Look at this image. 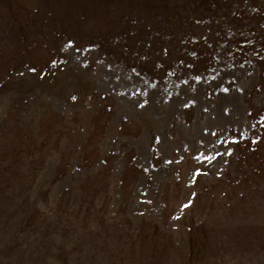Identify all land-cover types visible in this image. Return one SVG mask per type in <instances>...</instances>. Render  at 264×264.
Returning a JSON list of instances; mask_svg holds the SVG:
<instances>
[{"label": "rangeland", "instance_id": "rangeland-1", "mask_svg": "<svg viewBox=\"0 0 264 264\" xmlns=\"http://www.w3.org/2000/svg\"><path fill=\"white\" fill-rule=\"evenodd\" d=\"M152 4L0 0V262L264 264V165L239 160L230 133L249 131L251 112L264 125V56L249 70L209 61L208 84L233 86L206 95L188 64L171 70L229 29L262 46L251 10L264 0ZM59 21L83 40L125 25L135 42L104 55ZM136 50L172 76L149 83L131 68Z\"/></svg>", "mask_w": 264, "mask_h": 264}, {"label": "trees", "instance_id": "trees-1", "mask_svg": "<svg viewBox=\"0 0 264 264\" xmlns=\"http://www.w3.org/2000/svg\"><path fill=\"white\" fill-rule=\"evenodd\" d=\"M144 1V0H142ZM169 0H157L156 5H151L152 8L162 6L164 3H166ZM204 4H208L211 8H214V6H220L225 8L227 7L232 0H213L212 2H208V0H203ZM263 5V4H262ZM261 5V6H262ZM32 6V5H31ZM228 8V7H227ZM252 13L255 15V18L259 19V21L255 25H260L261 28H264V7L260 9H252ZM156 12V10H155ZM158 12L156 13V15ZM158 16V15H157ZM154 22L156 21V18H154ZM63 22L59 21V25H55L58 32L63 31L66 32L69 29L68 39L72 42V44H77V42L83 44V48L86 47H95L100 49V51L104 55H110L112 52V47L116 45H120L124 49H128L131 52L130 47L134 45L135 41H129V38L125 35V25H123V28L120 26L117 30L113 31L111 29H105L102 30L103 32H99L98 34L94 33L96 36H93L91 34L88 39L83 40V38H80L79 36H76L72 34L73 26L74 24H68L67 26L63 27ZM97 28L108 25L106 22L104 25L95 24ZM253 26H249L247 28H252ZM243 30V29H242ZM234 29H229V32L223 37L219 38L220 35L213 38L212 43L206 47L202 48L201 50H198L195 45H192L189 48L188 56L185 59L184 57L181 58L186 63H182L179 59L175 61V67L171 68V70H181L184 65L188 64L189 71L199 77L201 80V83L203 85L206 84L205 87V95L209 92L217 91L221 87H232V79L227 78L222 81H217L215 85H212L211 83L208 84L207 76H210V73H207L209 68L212 67V65H209V61L211 63L214 62V60H220L221 63H223L226 67H232L235 65H242L245 63L247 65L248 70L251 69L256 63L259 58H262L264 56V44L261 46L257 45V47L252 46L251 44H248L250 42H254L253 36L250 35H244V31L234 33ZM259 35H261V31H257ZM66 34H63V36ZM257 38V37H256ZM68 40V41H69ZM74 40H77L75 42ZM112 41V42H111ZM127 42L129 43L128 45ZM194 43V42H193ZM82 49V48H78ZM251 50H255L252 54ZM136 57L132 58V61L135 62V65L133 67L131 66L132 70H135L138 72L142 77H144L149 83L156 84L159 82H163L166 79H169V76H172L173 72L170 70H167L163 73H151L149 70V64L153 63V68H156L157 62L152 59V56H149L145 52H140L136 50ZM126 63V62H125ZM207 63V65H206ZM127 64V63H126ZM129 66V65H128ZM166 70V69H164ZM190 72V73H191ZM191 73V74H192ZM251 113H249V117L251 119V128L249 131H243V130H234L232 129L230 133H232V136L236 139L237 144V157L239 160H255L257 163L256 165H264V125L262 127H256L257 123L253 118L251 117ZM263 132V133H261ZM153 140L150 142V149L152 156H157V137L155 135L152 136ZM153 142V144H152ZM156 150V151H155ZM250 165H253L251 162L248 163ZM128 170V169H127ZM123 178L122 182L126 184L127 174H122ZM125 180V181H124ZM190 228V227H189ZM196 235L193 234V232H188L187 234V242L189 248L192 250V256L194 258H198V253L201 252V248L204 245L205 236H206V230L205 227L202 225H196L195 228ZM201 246V247H200ZM195 254V255H194ZM0 264H9V262L2 261Z\"/></svg>", "mask_w": 264, "mask_h": 264}, {"label": "snow or ice", "instance_id": "snow-or-ice-1", "mask_svg": "<svg viewBox=\"0 0 264 264\" xmlns=\"http://www.w3.org/2000/svg\"><path fill=\"white\" fill-rule=\"evenodd\" d=\"M71 43V42H70ZM197 79H199V77H197ZM232 139H235V137H232ZM197 171H199V169H197Z\"/></svg>", "mask_w": 264, "mask_h": 264}]
</instances>
